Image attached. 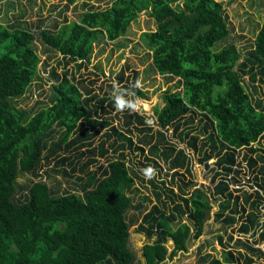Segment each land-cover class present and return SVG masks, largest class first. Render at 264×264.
<instances>
[{
  "label": "trees",
  "instance_id": "trees-1",
  "mask_svg": "<svg viewBox=\"0 0 264 264\" xmlns=\"http://www.w3.org/2000/svg\"><path fill=\"white\" fill-rule=\"evenodd\" d=\"M9 1L14 6L23 0ZM97 1L66 0L67 9L79 2L84 8L77 20L64 19L53 27L37 24L34 31L19 20L0 21V264H163L203 235L215 203L214 219L224 230L238 225L239 236L257 237L253 244L239 237L233 247V236L227 242L219 235L221 257L204 254L201 264H264L256 247L264 243V153L253 148L264 136V98L259 96V85L264 90V24L243 53L235 42L219 46L233 30L222 1L112 0L104 8ZM142 13L154 19L156 28L142 32L139 45L155 72L177 78L182 89L165 90L163 106H154L161 130L146 127V113L129 108L123 113L125 130H118L99 113L115 109L109 92L100 96L75 75L89 64L97 45L125 36ZM37 42L43 53L60 55L59 67L72 64L75 74L40 69ZM40 72L54 82L49 102L26 110L19 102ZM132 80L129 87L124 72L117 76L121 87L144 98ZM196 123L206 135L200 146L211 150L204 160L216 159L211 194L185 178L192 176L191 156L176 142L203 149L200 135L191 129ZM133 129L142 133L136 141ZM56 132L61 137L53 141ZM247 148L250 155L242 159L256 170V190L250 193L230 188V181L238 183L233 175ZM109 149L114 154L108 163L94 168ZM127 149L143 154L150 174L152 167H165L171 182L166 199L154 191L157 203L139 223L128 213L142 212L144 205L130 193L144 176L127 164ZM44 166L47 173L61 175L66 187L58 179L55 185L46 182ZM178 176L183 177L179 183ZM149 183L157 187L151 178ZM184 217L189 223H182ZM135 224L153 239L143 245L140 257L130 245Z\"/></svg>",
  "mask_w": 264,
  "mask_h": 264
},
{
  "label": "rangeland",
  "instance_id": "rangeland-1",
  "mask_svg": "<svg viewBox=\"0 0 264 264\" xmlns=\"http://www.w3.org/2000/svg\"><path fill=\"white\" fill-rule=\"evenodd\" d=\"M112 0H98L95 2L100 8H104L111 5ZM223 2L225 13L228 16V20L231 23V34L226 41H223L219 46L226 45L230 42H235L237 47L246 52V46H251L254 41L255 33L264 24V0H219ZM79 2L75 7L74 5L66 8V0H23L15 2L14 6L10 4L9 0H0V21L5 25L15 24L17 20L21 23H26L33 31L35 25H41L46 27H53L55 23H61L64 19L69 21L77 20L78 15L84 10ZM156 23L154 19L148 16V14L142 13L138 20L132 23L128 33L125 36L120 37L114 42L105 41L104 43L97 45L94 50V54L91 57L89 64L79 71H76V77L78 80L83 81V84L88 88L95 91L96 94L102 96L109 92L113 99V93L119 89L125 94L126 100H131L135 103L136 110H145L143 112L153 113V108L156 105L163 106L162 94L165 90H181V85L178 84L177 78H170L167 76H161L157 74L151 65V59L147 54V51L139 45V37L142 32L148 30H154ZM37 53L40 57L39 68L42 66L47 70L52 67H57L59 73H64L67 70L75 74V67L71 64L68 67L62 68L57 65V61L60 59V55L49 51L43 53L42 47L39 43H36ZM47 64V66H45ZM42 65V66H41ZM68 71V72H69ZM124 72L125 82L124 84L131 87L132 78L136 79L137 87L140 88L145 97L141 98L128 92L124 87H121L117 83V76ZM69 75V73H68ZM41 78L33 83L29 92L20 100V106L26 110H35L40 106L46 105L48 96L51 93L50 86L54 82H48L50 76L47 72H40ZM248 81V77H245ZM94 82V83H93ZM113 85L114 88H109V85ZM257 84V83H256ZM259 95L260 98H264V90L261 85ZM130 93V95H129ZM256 96V95H255ZM114 101V99H113ZM110 110L108 105H105ZM126 108L122 110H110V114H104L99 112L103 116V120H108L112 126L118 128V130H125L123 122L124 112ZM194 135H200V141L198 146L202 145L205 140V134L199 133L203 131L202 125L196 123L191 127ZM102 132H106L107 129H101ZM100 136V135H99ZM142 133L133 129V140L136 141L138 137H141ZM61 137L60 132L54 133L52 140H59ZM95 139L94 144L98 145L100 139ZM176 142L179 143L181 148H185L186 152L191 156V172L192 176L186 175L188 179H192L196 187L204 186L207 189L208 194H211V189L214 187L211 179L216 169V159L211 158L204 160L205 153H210V149L207 146H200V151H195L190 146L180 143L177 138ZM253 148H259L260 154L264 153V136L261 137L259 142L253 144ZM127 164L135 168L138 172L144 176V181L137 180L135 183V189L131 191V195L134 197L135 203L141 202L144 205V210H131L128 213L129 217H133L139 223L142 220L143 215L150 210V208L157 203V199L154 191H159L161 196L166 199L165 194L168 193L167 186L171 187L170 177L165 167H152L153 173L150 174V178L155 181L154 188L146 176V169L144 165L148 163L145 160L143 154L138 151H132L127 149L126 151ZM249 153V148L243 149L240 152L239 161L240 166L236 169L233 178L238 183H231V189H239L241 191L254 192L255 175L256 170L249 167V164L242 159V154ZM114 152L109 149L108 154L98 159V163L94 165V168L98 165H105L113 156ZM153 165V163H149ZM45 165V164H44ZM163 165V164H162ZM48 166H44L43 179L50 185L56 184V179L62 181V176L50 173ZM223 176H220L222 178ZM183 179L182 176L176 177L175 181L179 183V180ZM21 180L24 181V179ZM61 188L66 187L68 184L64 180L62 181ZM165 182V184H163ZM68 187V186H67ZM174 191L177 192V188L174 186ZM254 200V199H253ZM218 210L217 203L213 205L210 217L205 221L204 233L199 239H191L188 243V251L178 253L174 258H167L163 264H201L200 258L204 254H211L214 257H221L223 247L218 241V236L222 235L224 240L228 242L229 237L233 236L234 241L230 244L233 247L235 245V239L242 238L244 241H248L253 244L257 236L251 234L240 235L237 232L238 225H234L232 228L227 227L224 230V225L221 222H217L214 219V214ZM182 223H189L188 219L184 217ZM130 245L137 252L138 257L141 256V248L146 243H151L153 239L146 234L139 232L137 225L130 227ZM255 238V239H254ZM172 243H169L171 247ZM200 248V249H199ZM171 249V248H170Z\"/></svg>",
  "mask_w": 264,
  "mask_h": 264
},
{
  "label": "clouds",
  "instance_id": "clouds-1",
  "mask_svg": "<svg viewBox=\"0 0 264 264\" xmlns=\"http://www.w3.org/2000/svg\"><path fill=\"white\" fill-rule=\"evenodd\" d=\"M113 99H114L115 108L117 110H122L124 108H129L130 110H134L136 107L133 101L125 99V94L121 92L119 89L114 91ZM146 176L150 178V170H146Z\"/></svg>",
  "mask_w": 264,
  "mask_h": 264
},
{
  "label": "built area",
  "instance_id": "built-area-1",
  "mask_svg": "<svg viewBox=\"0 0 264 264\" xmlns=\"http://www.w3.org/2000/svg\"><path fill=\"white\" fill-rule=\"evenodd\" d=\"M136 111H145V110H136ZM145 114V112H143ZM147 118L144 121V124L146 127L152 128L154 131L155 130H161L157 124V118L155 116H153V114L147 113ZM257 248H259L263 254H264V243L257 245Z\"/></svg>",
  "mask_w": 264,
  "mask_h": 264
}]
</instances>
